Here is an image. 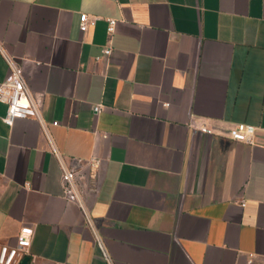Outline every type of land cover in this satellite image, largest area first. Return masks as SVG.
<instances>
[{
  "label": "crops",
  "instance_id": "1",
  "mask_svg": "<svg viewBox=\"0 0 264 264\" xmlns=\"http://www.w3.org/2000/svg\"><path fill=\"white\" fill-rule=\"evenodd\" d=\"M3 54L45 128L7 126L0 102V245L26 227L28 264L264 263V0H0V82ZM238 123L253 144L225 136ZM49 142L66 163L101 160L85 211Z\"/></svg>",
  "mask_w": 264,
  "mask_h": 264
},
{
  "label": "built area",
  "instance_id": "2",
  "mask_svg": "<svg viewBox=\"0 0 264 264\" xmlns=\"http://www.w3.org/2000/svg\"><path fill=\"white\" fill-rule=\"evenodd\" d=\"M94 22L95 18L80 14L79 29L86 31L88 26L93 25ZM106 22V32L109 38L114 31L116 20L107 19ZM111 51V47L106 45L101 50V56L106 58ZM3 56L8 66V75L0 82V102L6 106L2 122L11 126L15 119L32 118L37 120L44 129L45 123L40 114L42 95H34L30 92L26 86L22 65L11 56L5 54ZM100 109L101 105H95L93 112L98 113ZM51 124L55 126L57 122ZM189 126L192 130L205 135L224 136L222 130L214 125L197 124L191 119ZM255 132L254 126L238 123L227 128L225 136L236 142L253 144ZM49 147L59 164L62 197L85 211L84 199L88 195H94L98 189V169L101 166V160L92 157L88 160H74L71 163H66L51 142H49ZM31 236L32 229L25 227L19 232L15 246L0 245V264H19L22 258L26 256ZM96 241L101 256L109 261L100 239L96 238Z\"/></svg>",
  "mask_w": 264,
  "mask_h": 264
},
{
  "label": "water",
  "instance_id": "3",
  "mask_svg": "<svg viewBox=\"0 0 264 264\" xmlns=\"http://www.w3.org/2000/svg\"><path fill=\"white\" fill-rule=\"evenodd\" d=\"M28 261H29V257L24 256L19 264H28Z\"/></svg>",
  "mask_w": 264,
  "mask_h": 264
}]
</instances>
